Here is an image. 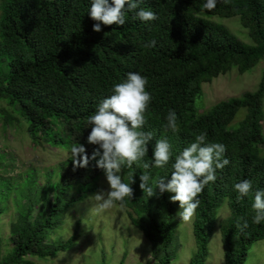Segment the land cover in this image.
Listing matches in <instances>:
<instances>
[{
  "label": "trees",
  "instance_id": "obj_1",
  "mask_svg": "<svg viewBox=\"0 0 264 264\" xmlns=\"http://www.w3.org/2000/svg\"><path fill=\"white\" fill-rule=\"evenodd\" d=\"M204 2L140 0V8L155 12L158 19L142 21L137 9L127 13L124 26H107L90 17L92 0H0V101L25 120L34 142L42 138L63 148L80 143L91 157L99 145L88 143L92 126L87 118L129 72L148 79L153 99L142 130L154 137L145 161L154 158L159 139L173 145V157L164 168L145 170L134 163L120 175L134 190L132 200L125 198V208L130 210L132 224L151 243L156 264H172L175 259L179 202H171L174 193L168 192L150 198L140 188V176L147 171L152 179H171L175 156L201 132H207L209 142L226 145L224 158L230 164L217 170V180L209 182L198 197L201 203L193 221L197 252L190 264L205 263L218 210L226 201L230 215L220 224L225 264H245L253 244L264 240V220L253 223L252 207L255 191L264 190V79L255 92L221 101L206 112H200L197 105L204 83L234 67L245 74L264 59V0H228L211 12L202 11ZM201 14L239 17L252 43ZM97 23L100 32L93 30ZM152 39L156 46L145 48ZM169 110L178 116L175 131L165 127ZM242 110L247 111L245 118L232 127ZM0 115L5 117L1 109ZM5 120L11 123L13 119L6 116ZM72 159L60 164L57 180L40 190L36 200L31 197L35 175L23 177L29 178V187L15 190L21 200L18 218L11 224L12 249L0 264H32L25 261L27 256L53 257L72 246L74 239L60 245L48 243L49 232L59 226L55 217L86 198L103 173L97 161L76 168ZM244 179L253 181V191L238 200L233 185ZM12 180L0 177L2 183L10 184L0 201V214L14 189ZM38 205L40 212L34 217ZM237 221H247L248 227L240 231Z\"/></svg>",
  "mask_w": 264,
  "mask_h": 264
},
{
  "label": "rangeland",
  "instance_id": "obj_2",
  "mask_svg": "<svg viewBox=\"0 0 264 264\" xmlns=\"http://www.w3.org/2000/svg\"><path fill=\"white\" fill-rule=\"evenodd\" d=\"M200 16L225 25L239 39L252 43L239 17L220 18L206 14ZM263 79L264 59L245 74H240L234 67L230 72L202 85V94L197 101L198 109L200 112H206L221 101L241 97L246 92H255ZM0 109L5 112V117L10 116L13 119L8 123L5 117L0 115V177L5 180L14 179L11 181L14 189L7 203H2L1 208L4 212L0 214V260L3 261L12 249L11 224L18 218L17 202L21 198L15 190L19 188L21 192L29 187V178L23 177L35 175V191H32L31 197L35 196L36 200L40 190L48 187L49 182L57 180L55 173L58 167L72 155L70 148L54 146L42 138L34 142L27 132V124L22 117L4 101H0ZM246 114V110L240 111L232 127L237 128ZM261 153L264 156V145L261 147ZM2 182L0 181V201L4 200L6 186L9 188L10 185ZM93 187L94 190L86 198L55 217L59 226L48 234V243L60 245L74 239L72 246L53 257L27 256L25 261L32 264H145L148 256L150 254L153 256L151 243L132 224L130 210L125 207L120 208L119 204L104 211L94 210L95 201L90 200L89 197L101 189L110 190L104 171ZM22 202L26 203V200ZM39 210L40 205L35 208L34 217L38 216ZM179 211H181L180 206ZM229 215L230 208L226 201L218 210L216 226L208 240V257L204 264H225L220 224ZM177 219L179 227L174 246H178V250L172 264H190L197 252L193 234L194 217L185 223H182L178 216ZM147 264H156L154 256L152 260H147ZM245 264H264V240L253 244Z\"/></svg>",
  "mask_w": 264,
  "mask_h": 264
},
{
  "label": "clouds",
  "instance_id": "obj_3",
  "mask_svg": "<svg viewBox=\"0 0 264 264\" xmlns=\"http://www.w3.org/2000/svg\"><path fill=\"white\" fill-rule=\"evenodd\" d=\"M219 3L227 4L228 0H205L202 11L208 12L216 9ZM140 0H92L89 10L90 17L102 22L104 25L124 26L128 12L139 9L137 17L142 21L158 19L155 12L140 8ZM95 32L102 31L100 24L93 26ZM156 40L152 39L144 45L145 48L155 47ZM148 79L138 72H129L126 80L114 84L112 95L103 99L96 111L87 118L92 126L88 136V143L99 145L89 157L84 145L75 143L71 145L70 152L76 168H86L90 160L97 161V167L104 171L109 191L101 189L89 197L95 201L94 210L104 211L112 208L119 202V207L126 206V200L133 199L134 190L125 183L119 173L124 167L132 168L135 163L138 167L147 170L154 166L164 168L173 157V145L167 139L156 140L153 150V159L145 161L149 152V142L153 140L152 132L143 131L146 124V112L153 99L147 90ZM166 128L173 131L177 129L178 116L175 110H169L166 116ZM207 132L196 135L195 142L175 156L172 163L171 179L157 176L152 179L147 171L140 176V188L150 198L165 192L174 193L171 202H179L181 211L177 213L182 223L189 222L200 206L199 195L209 182L217 180V170H223L230 164L224 154L226 145L219 142H209ZM102 149V153L100 151ZM99 157V160H97ZM151 180V183L149 181ZM134 179L132 183H134ZM238 193L237 199L248 196L253 191V181L244 179L233 185ZM255 210L253 223L259 224L264 220V190L254 193ZM237 229L243 231L248 227L247 221L241 224L237 221ZM150 254L147 260H152ZM147 260L145 264H147Z\"/></svg>",
  "mask_w": 264,
  "mask_h": 264
}]
</instances>
